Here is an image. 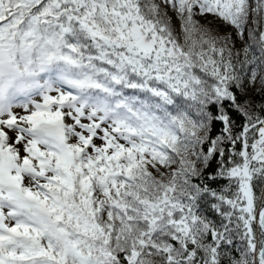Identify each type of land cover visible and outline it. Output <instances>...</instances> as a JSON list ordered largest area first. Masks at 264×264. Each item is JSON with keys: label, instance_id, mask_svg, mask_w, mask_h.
Returning a JSON list of instances; mask_svg holds the SVG:
<instances>
[{"label": "snow or ice", "instance_id": "6c2138e0", "mask_svg": "<svg viewBox=\"0 0 264 264\" xmlns=\"http://www.w3.org/2000/svg\"><path fill=\"white\" fill-rule=\"evenodd\" d=\"M0 264H264V0H0Z\"/></svg>", "mask_w": 264, "mask_h": 264}, {"label": "trees", "instance_id": "16d2710c", "mask_svg": "<svg viewBox=\"0 0 264 264\" xmlns=\"http://www.w3.org/2000/svg\"><path fill=\"white\" fill-rule=\"evenodd\" d=\"M208 19H214L212 17H209ZM203 22V21H202ZM214 27L218 28L219 32L222 34H231V29L227 28L226 26L222 25L219 21H216L214 24ZM234 39L236 40L235 43V50H240L242 49V47L244 46V40L242 38L239 37H234ZM218 131V129H217ZM216 169V163L215 161L212 162L210 168L208 169L209 172H213ZM221 183H224L223 181ZM257 195H260V190L257 189L256 190Z\"/></svg>", "mask_w": 264, "mask_h": 264}]
</instances>
